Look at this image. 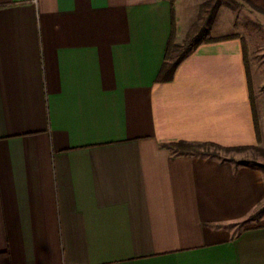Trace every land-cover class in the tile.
I'll list each match as a JSON object with an SVG mask.
<instances>
[{
  "label": "crops",
  "instance_id": "1",
  "mask_svg": "<svg viewBox=\"0 0 264 264\" xmlns=\"http://www.w3.org/2000/svg\"><path fill=\"white\" fill-rule=\"evenodd\" d=\"M192 4L0 0V264H264V173L227 155L263 139L240 35L211 15L231 37L158 81Z\"/></svg>",
  "mask_w": 264,
  "mask_h": 264
},
{
  "label": "rangeland",
  "instance_id": "2",
  "mask_svg": "<svg viewBox=\"0 0 264 264\" xmlns=\"http://www.w3.org/2000/svg\"><path fill=\"white\" fill-rule=\"evenodd\" d=\"M194 0H185V9L190 10ZM210 1L212 4L219 1V7L213 15L219 23L215 25L212 33L235 31L246 42L248 61L252 83L253 103L261 119L260 131L263 134L259 149H264V13L260 12L253 4H261V0H195L198 6V26L211 16L210 5L203 4ZM191 13V11H188ZM186 13V12H185ZM184 13L185 16H188ZM191 16V15H190ZM202 17V19H201ZM221 21V22H220ZM195 22V23H196ZM206 24V23H205ZM211 24V23H210ZM210 27V25H209ZM193 28V26L191 27ZM191 30V29H190ZM207 30L196 34L197 37L207 35ZM196 37V38H197ZM177 54V53H175ZM240 161H248L264 173V155L255 150L236 151L227 153ZM243 226V224H241Z\"/></svg>",
  "mask_w": 264,
  "mask_h": 264
},
{
  "label": "trees",
  "instance_id": "3",
  "mask_svg": "<svg viewBox=\"0 0 264 264\" xmlns=\"http://www.w3.org/2000/svg\"><path fill=\"white\" fill-rule=\"evenodd\" d=\"M174 0H172L173 2ZM261 4L255 5L253 4L260 12L264 13V0H261ZM219 1L214 2L213 4L208 1L206 3H204L203 5H210L211 7V15L214 14V12L216 11V9L219 7ZM206 23V24H205ZM211 23V18H209L208 20H204V22L200 25V28L198 26V23L196 22L193 25V28L187 33L185 40H184V44L180 45V46H174V49L176 48L175 52L178 54L177 56H170V50H171V44H172V39L170 37V42H168V48H167V52H166V60L164 61L162 68L159 72L158 75V81H160L161 79H163L164 76L167 75V73H173V71L175 70V68L179 65V63L195 48V46L198 43H201L203 41H217L220 39H226L229 38L231 36H224V37H219V38H211L208 36H200L197 37L196 34L200 31H204V30H209V25ZM197 37V38H196ZM242 41V48H243V53H244V62L246 64V69L248 71V75H249V61H248V50H247V46H246V42L243 38H241ZM189 45V46H188ZM172 59V60H171ZM171 77V76H170ZM166 146L168 148L174 149L175 151L178 152H190V153H196L198 152L199 148H204L207 147L208 144H193V143H187V142H178L176 144H166ZM255 150L259 153H261L262 155H264V149H259L258 147H254V146H244V147H237L234 148V150L236 151H245V150ZM224 151H229L228 149L224 148ZM243 163L250 165V162L248 161H243Z\"/></svg>",
  "mask_w": 264,
  "mask_h": 264
}]
</instances>
